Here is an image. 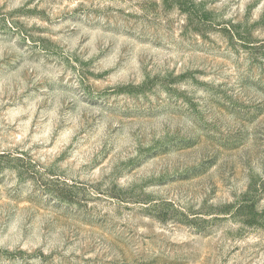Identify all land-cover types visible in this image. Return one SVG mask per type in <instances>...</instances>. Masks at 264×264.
<instances>
[{"label":"rangeland","instance_id":"1","mask_svg":"<svg viewBox=\"0 0 264 264\" xmlns=\"http://www.w3.org/2000/svg\"><path fill=\"white\" fill-rule=\"evenodd\" d=\"M0 264H264V0H0Z\"/></svg>","mask_w":264,"mask_h":264}]
</instances>
